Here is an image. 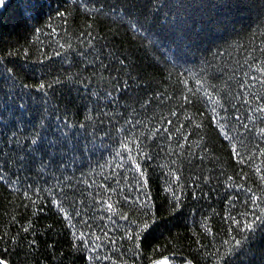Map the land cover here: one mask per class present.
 Returning a JSON list of instances; mask_svg holds the SVG:
<instances>
[{
	"label": "trees",
	"instance_id": "16d2710c",
	"mask_svg": "<svg viewBox=\"0 0 264 264\" xmlns=\"http://www.w3.org/2000/svg\"><path fill=\"white\" fill-rule=\"evenodd\" d=\"M163 260L264 264V0H0V261Z\"/></svg>",
	"mask_w": 264,
	"mask_h": 264
},
{
	"label": "snow or ice",
	"instance_id": "6c2138e0",
	"mask_svg": "<svg viewBox=\"0 0 264 264\" xmlns=\"http://www.w3.org/2000/svg\"><path fill=\"white\" fill-rule=\"evenodd\" d=\"M123 63V62H121ZM44 86L41 85V88H43ZM33 143H35V141H33ZM109 208H111L112 206L111 205H108ZM258 219H262V218H258ZM247 229H252L254 227V225L252 223H249L245 226ZM237 244H240L241 242L240 241H236ZM0 264H4L3 261H0ZM159 264H167V261H161L159 262Z\"/></svg>",
	"mask_w": 264,
	"mask_h": 264
},
{
	"label": "water",
	"instance_id": "95a60500",
	"mask_svg": "<svg viewBox=\"0 0 264 264\" xmlns=\"http://www.w3.org/2000/svg\"><path fill=\"white\" fill-rule=\"evenodd\" d=\"M163 261H167V260H163ZM167 264H169V262L167 261Z\"/></svg>",
	"mask_w": 264,
	"mask_h": 264
},
{
	"label": "bare ground",
	"instance_id": "6f19581e",
	"mask_svg": "<svg viewBox=\"0 0 264 264\" xmlns=\"http://www.w3.org/2000/svg\"><path fill=\"white\" fill-rule=\"evenodd\" d=\"M179 24V23H178ZM183 45V44H182Z\"/></svg>",
	"mask_w": 264,
	"mask_h": 264
}]
</instances>
